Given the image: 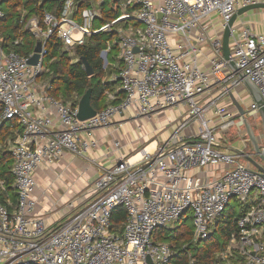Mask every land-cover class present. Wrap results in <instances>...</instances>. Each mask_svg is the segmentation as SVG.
<instances>
[{"label":"built area","instance_id":"1","mask_svg":"<svg viewBox=\"0 0 264 264\" xmlns=\"http://www.w3.org/2000/svg\"><path fill=\"white\" fill-rule=\"evenodd\" d=\"M94 1L64 0L60 16L45 13V27L37 17L28 21L26 27L43 44L35 66L29 64L34 52L23 56L5 46L0 29V124L14 121L22 129L7 144L17 201L14 206L9 203L12 210L0 202V264H177L180 252L156 240L157 232L191 217L194 242L206 240L232 200L249 209L233 221L236 249L228 250V262L264 264V178L250 171L257 170L239 155L214 146L236 124L235 117L219 106L222 97L243 86L230 61L264 101V35L241 21L231 29L229 60L222 45L233 15L262 0ZM83 3L88 7L78 21L75 15ZM104 6L120 15L97 28ZM5 18L0 8V26ZM102 32L118 37L121 65L111 80L120 82L123 96L119 104H112L118 96L107 93L108 106L81 121L80 101L55 98L52 86L39 80L47 70L46 45L55 36L64 50L74 53L89 36ZM21 44L17 39L11 45ZM113 46L109 42L101 52L105 67ZM205 47L211 52L209 71L201 63ZM179 105L189 107V112L172 136L154 151L144 149L138 159L136 154L122 156L103 170L87 198L76 206L69 204L71 212L57 228L45 216L34 215L32 194L41 167L55 164L66 153L90 160V153L100 147L95 133L122 126L127 120L114 119L130 109L136 112L132 119H151ZM258 110L252 101L247 113L256 115ZM193 122L198 129L186 136ZM259 142L264 157L262 137ZM114 146L119 149V142ZM259 164L264 166L263 161ZM210 169L216 174L206 179ZM0 186L5 189V182ZM120 207L126 218L114 228L113 212ZM186 264L200 262L190 253Z\"/></svg>","mask_w":264,"mask_h":264},{"label":"trees","instance_id":"2","mask_svg":"<svg viewBox=\"0 0 264 264\" xmlns=\"http://www.w3.org/2000/svg\"><path fill=\"white\" fill-rule=\"evenodd\" d=\"M87 7V3H83L80 6L78 13L75 15L76 20L81 21L80 13ZM0 8L6 14V18L0 26L4 45L16 50V52L23 56H29L35 51L36 45L40 41L26 27L28 21L33 17H37L40 20L41 26L45 27V13H53L60 16L64 8V0H2L0 1ZM24 12L26 14L21 21ZM102 12L104 14L103 17L95 25L99 22L101 25H105L120 15L119 11L111 8L107 11L105 6L102 8ZM17 39H20L22 44L18 47H13L11 44ZM112 40H115V42L118 41L115 32H102L89 36L86 44L76 47L74 49V57H71L70 53L64 50L62 42L55 36H51L46 45L47 55L45 56V66L47 70L41 75L39 80L50 84L52 86L50 94L65 103L78 102L91 90V104L97 112L108 106L107 93L116 94L118 100L111 103L119 104L123 96L122 92L117 90L120 82L118 80L112 81L111 79L105 81V77L109 76L107 75L108 68L113 67L118 57L117 43H114L113 49L109 54L108 67L105 68L104 60L100 56L101 52L107 48V44ZM111 54L113 57L110 59ZM84 59L92 67V76H88L86 73ZM120 65L121 63L119 62V67ZM112 72H109L110 75ZM116 72H119V68ZM21 132L22 129L14 121H2L0 124V146L4 145L8 140L14 141ZM260 135L258 136L259 139L262 137V130ZM222 142L229 143L225 139H222ZM250 149H253V147L251 143H248L245 151L248 152ZM12 164L13 157L11 153L8 150L2 149L0 151V183L2 181L5 182V189L0 186V202L8 206L10 210L13 207L9 206V203L14 206L17 201L14 178L11 173ZM228 207L214 226L215 234L220 231L226 232L224 235L226 240L237 229L230 218L234 219L235 217L244 216L249 209V205H241L235 217L234 215L236 213L231 212H228L229 215L227 216ZM125 218L126 214L124 209L121 207L116 209L112 216L114 228L120 227ZM166 232L170 233L169 237H164ZM193 232L194 226L192 218L188 217L176 224L175 229H160L155 235V239L168 242L180 252L177 259H181V261L178 260L177 262L176 260L175 262L177 264H186L187 256L190 252L199 260L200 264H223L221 263V259L216 257V250L223 248L226 240L222 247L218 246L217 242L214 241V234L213 237L210 236L213 238L212 240L209 238L211 240L210 243L204 244L199 241L193 244ZM214 245L217 249L213 248Z\"/></svg>","mask_w":264,"mask_h":264},{"label":"crops","instance_id":"3","mask_svg":"<svg viewBox=\"0 0 264 264\" xmlns=\"http://www.w3.org/2000/svg\"><path fill=\"white\" fill-rule=\"evenodd\" d=\"M252 16H259L260 20L264 19V10H256ZM258 33L263 34L264 27H260ZM210 56V49L208 47H205L204 56L201 58V63L205 67L206 71H209V64L207 58ZM236 90L239 92L238 94H240V92L246 89L244 88V86H240ZM167 111L170 112L164 113ZM183 114L184 110H172V108L158 113V126L157 128L155 127L154 132H150L151 134H147L148 137L150 136L151 139H148V137H146L144 138V142L150 143L151 148L158 147L160 143L162 145L186 119L187 115L183 116ZM181 117L182 119L179 121L178 119H180ZM121 120H116L115 123ZM171 122L175 123L173 127H169L173 129V133L168 132L169 128L166 132H164L166 126H168V124ZM195 125L198 126V123H191L190 127H188L184 131V134L186 136L194 134L196 130L194 128ZM107 129H100L95 133L96 138L100 142V147L95 151H92L89 156L90 158L95 157L97 164L91 163L87 158H82L66 153L60 161L51 165V169H49L50 167L48 166H43L36 172V187L32 194V199L35 204L34 215L45 216L48 224L53 229L57 228L60 224H62L64 220H66V218L69 216L71 212V207H69V204L71 202H74V206H76L77 203H80L82 200L86 199L88 194H90L92 187L94 186V183L99 174L103 170H108L112 166H114L117 160H119L122 156L131 154L134 151L133 148H135L133 146V143H136L137 140L140 139L138 138L137 140L130 142L131 144L127 143L125 148L122 146V151L117 149L119 151L117 152L112 140H108L106 138L105 130ZM109 130L110 129H108V131ZM113 133L115 132L113 131ZM157 135L160 136L157 138ZM109 144L111 146H109ZM101 145L103 146L101 147ZM212 174L216 173L215 171L210 169L209 173L204 175V177L206 179H210L212 178Z\"/></svg>","mask_w":264,"mask_h":264},{"label":"rangeland","instance_id":"4","mask_svg":"<svg viewBox=\"0 0 264 264\" xmlns=\"http://www.w3.org/2000/svg\"><path fill=\"white\" fill-rule=\"evenodd\" d=\"M0 1H2V0H0ZM100 1L101 0H95L94 2L97 4ZM106 10L109 11L110 7L106 6ZM252 12L254 13L255 11H250V12L246 13L245 15L238 17L236 23L237 24H241V21L248 22V24L252 28L254 27L253 29L258 33L259 28L260 27H264V19L260 20L259 16H254L253 17L252 16L253 15ZM212 18H213L214 22H218L219 21V18L217 16H213ZM251 20H252V22H251ZM101 26L102 25L99 22L97 24V28H100ZM111 42L115 43V40H112ZM69 53H70L71 57H74V53L73 52H69ZM112 57H113V55L111 54L110 55V59ZM119 62L120 61L117 59L116 62L113 64V67H109L108 68V71H107L108 74L107 75H109V76L105 77V81H108L109 79H112V78H114L117 75L116 70L119 68ZM105 65L106 64H105V60H104V66ZM106 67H108V66H106ZM110 71H113L111 73V75L109 73ZM119 87L120 86H118L117 90H119ZM238 93L239 92L236 90L234 92V95L242 103V106H243V108L246 111V118H247L248 123L251 126V129L253 130V132L257 136H261L260 135L261 134V122H260V119L258 118L257 115H251V114L248 115V113H247V110H250V107H251V103H252L251 97H249V94H248V92L246 90L240 92V94H238ZM215 95L218 96V92L215 91ZM219 106L221 108H223L227 113L232 114L235 117V122H236V124H235V126L233 128H231V129L227 130L225 133H223V139H225L226 141L228 140L229 141L228 144L234 145V146H236V147H238V148L243 150L248 145V143H250V141H249V137H248V135L246 133V129H245L244 125L243 124H239L241 122L240 121V116H238L239 115L238 111L233 106L232 101L230 99V96L222 97L219 100ZM181 109L184 110L183 116L184 115H188L189 107H186L184 105H179V106H176V107L172 108V110H181ZM168 112H170V111H167V112H164V113H168ZM135 116H136L135 110L134 109H130L125 114H121V115H119L118 117H116L114 119V121L121 120V119L124 120V121L127 120L125 123H123L122 126L115 125V126H113V128H109L110 129L109 131H108V129L105 130L106 131V138L108 140H112L113 143H114V141H118L119 144H120V148L118 150H121V151L123 150V147L124 148L126 147L127 143H130V142L135 141L138 138H140L139 140H137L136 143H133V146L135 147V148H133L134 151L131 154H129V155H125L124 157H130V156H133L135 154L138 155L139 152H142L144 149L148 148L149 147L148 144H150V143H145L144 142V138L148 137L147 134H151L152 132H154L155 127L157 128V126H158V122H159V118L158 117L159 116H157V115L152 116L151 119H149L148 117H142V118L138 117L137 119H132V118H135ZM182 117L180 119H178V120L180 121L182 119ZM179 121H176V122H179ZM174 124H175L174 122L169 123L168 126H166V129H165L164 132H166L169 127H173ZM194 128L198 129V126L195 125ZM113 131L115 133H113ZM168 132L169 133H173V129L169 128ZM159 136L157 135L156 137L158 138ZM171 136H172V134L170 135V137ZM148 139H151L150 136L148 137ZM9 141L10 140H8L4 145H2V149L7 150V144H8ZM160 145H161V143H160ZM260 145L262 146V144H260ZM3 146H5L6 148H4ZM102 146L103 145H101V147ZM109 146H111V145L109 144ZM150 146H151V144H150ZM136 147H138V148H136ZM154 148H153L152 151H154ZM118 150H117V152H119ZM246 153L251 155L253 157V159H255L258 163H262V160L260 159V156L256 155L254 153V149H250ZM137 158H140V157H137ZM89 161L91 163H93V164H97L95 157L94 158L91 157V159ZM242 162L245 165L248 164V162L245 161V160H242ZM48 167H50L49 169H51V165H49ZM240 207H241V202L240 201L232 200L230 205H229V207H228V211L226 213L227 216L229 215L228 212L236 213L235 215L234 214L233 215H234V217L237 216V212L240 210ZM230 219H232V222H233L236 219V217L234 219L233 218H230ZM175 228H176V226L173 227V229H175ZM169 234H170L169 232H166L164 237H169ZM214 234H215V227L212 228L211 236L213 237ZM225 234H226V232H224V231H220V232L215 234L214 241L217 242L218 246L222 247L224 245V242L226 240L224 238ZM212 237H209V238L212 240L213 239ZM209 238L206 239V240H200V241H201V243H204V244L205 243H210L211 240H209ZM198 242H194V240L192 241L193 244H196ZM184 248H186V246H184ZM213 248L217 249L215 245L213 246ZM235 249H236V246L233 244L232 235H231V237L226 240L225 246L223 248H221V249H217L216 250L217 251L216 257L221 259V263H223V264H237V260H235V259H230V262H228V258L230 256H227L228 250L234 251ZM190 253H192V252H190ZM223 257H224V259H223Z\"/></svg>","mask_w":264,"mask_h":264},{"label":"water","instance_id":"5","mask_svg":"<svg viewBox=\"0 0 264 264\" xmlns=\"http://www.w3.org/2000/svg\"><path fill=\"white\" fill-rule=\"evenodd\" d=\"M264 10V1L258 2L252 5H248L246 7L240 8L236 14L233 15L232 19L228 23V25L225 27L223 31V39H222V45H223V55L226 60L230 59V36H231V29L237 22L238 17L245 15L246 13L250 11H256V10ZM43 49V44L42 42H38L34 51L33 57L30 58L29 64L30 65H37L38 61L41 58V52ZM84 61V67L86 70V73L88 76L93 75V70L90 64L88 63L87 60ZM106 63V62H105ZM229 65L233 69L235 73L238 74L239 78L243 81V86L246 89V91L249 93V95L252 98V101L255 103L257 108H259L258 112L256 115L260 119L261 122V130H262V138H263V144H264V101L262 99V96L258 89L251 83L247 78H245L244 75L239 73V70L237 68V65L235 62L230 61ZM91 96H92V91L89 90L80 100L79 102V119L81 121H86L92 117H94L97 114V111L93 108L91 104ZM230 99L232 101L233 106L236 108L238 111L239 116L241 117L242 121L239 124H243L246 133L249 137V141L254 149V153L256 155L260 156V159L264 163V157L262 156L261 149H260V142L258 136L253 132L251 129L250 124L247 121L246 118V111L243 108L242 104L239 102V100L235 97L234 93L230 91L229 93ZM214 146L221 148L225 151L235 153L239 155L241 158H243L245 161L249 163L253 168H255L257 171H254L252 168L249 170L252 172H256L257 174L261 175L264 178V166H261L253 157L249 154H247L244 150L234 146L230 145L227 143L223 142H218L215 143Z\"/></svg>","mask_w":264,"mask_h":264},{"label":"bare ground","instance_id":"6","mask_svg":"<svg viewBox=\"0 0 264 264\" xmlns=\"http://www.w3.org/2000/svg\"><path fill=\"white\" fill-rule=\"evenodd\" d=\"M152 150H153V148H151L150 145L148 148H146V151H152ZM137 157H141V153H139L137 156H135L134 159H138Z\"/></svg>","mask_w":264,"mask_h":264}]
</instances>
